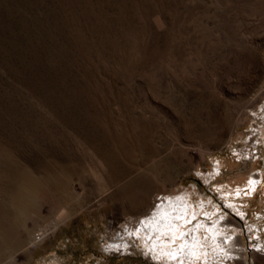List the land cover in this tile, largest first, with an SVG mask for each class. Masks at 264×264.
<instances>
[{"label":"rangeland","instance_id":"1","mask_svg":"<svg viewBox=\"0 0 264 264\" xmlns=\"http://www.w3.org/2000/svg\"><path fill=\"white\" fill-rule=\"evenodd\" d=\"M177 194L264 264V0H0V264H165Z\"/></svg>","mask_w":264,"mask_h":264},{"label":"bare ground","instance_id":"2","mask_svg":"<svg viewBox=\"0 0 264 264\" xmlns=\"http://www.w3.org/2000/svg\"><path fill=\"white\" fill-rule=\"evenodd\" d=\"M255 180L252 179V183L249 185L250 189L255 184ZM186 211L187 206L183 194H177L164 196L153 211L144 215L138 224L137 230L138 236L146 246V253L150 257L153 259L161 257L165 264H189L187 260H192L193 257L199 254L203 256L204 264H211L210 257L207 255V251H210V249L214 250L215 255L227 256L236 252L234 249L237 242H235L232 234L221 230L223 226L220 217L214 219L213 222L198 223L196 226L187 229V231L180 229L178 226L187 220ZM223 217L221 216V218ZM197 227H201L208 232L203 239L207 246L200 241ZM44 231H40L35 239H39L40 235L46 233ZM172 243L176 244L173 245ZM124 245V243L115 242L112 247L119 249L123 248ZM209 245H212V247L208 248ZM260 259L264 260V257Z\"/></svg>","mask_w":264,"mask_h":264},{"label":"built area","instance_id":"3","mask_svg":"<svg viewBox=\"0 0 264 264\" xmlns=\"http://www.w3.org/2000/svg\"><path fill=\"white\" fill-rule=\"evenodd\" d=\"M37 236H38V234L36 233V236H35V238H37Z\"/></svg>","mask_w":264,"mask_h":264},{"label":"snow or ice","instance_id":"4","mask_svg":"<svg viewBox=\"0 0 264 264\" xmlns=\"http://www.w3.org/2000/svg\"><path fill=\"white\" fill-rule=\"evenodd\" d=\"M250 183H252V181H250Z\"/></svg>","mask_w":264,"mask_h":264}]
</instances>
